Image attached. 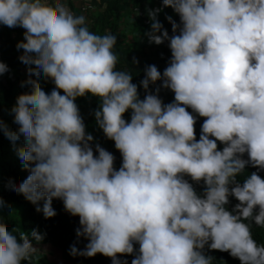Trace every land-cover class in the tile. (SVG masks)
<instances>
[{"label":"clouds","instance_id":"1","mask_svg":"<svg viewBox=\"0 0 264 264\" xmlns=\"http://www.w3.org/2000/svg\"><path fill=\"white\" fill-rule=\"evenodd\" d=\"M162 5L179 17H165L172 34L157 7L148 9L150 29L143 35L156 45L167 41L171 56L162 72L146 65L137 84L117 68L118 36L90 30L87 0L80 13L68 0H0V24L24 29L16 48L23 49L19 60L28 77L22 86L29 88L10 109L15 130L0 121L29 173L7 187L45 218L57 215L53 199L79 217L75 233L87 243L71 245L72 256L99 253L111 264H128L126 254H133L131 264H214L208 250H219L240 264H264V243L252 234L253 224L264 227L258 174L264 171V0ZM8 71L0 61V75ZM42 81L54 87L45 91ZM162 88L174 93L171 102L161 98ZM89 94L98 98L96 125L122 157L119 168L86 130L76 100ZM198 117L204 119L197 139ZM233 197L238 203L230 208ZM0 211L13 209L0 198ZM45 236L38 228L18 233L0 223V264H33Z\"/></svg>","mask_w":264,"mask_h":264},{"label":"trees","instance_id":"2","mask_svg":"<svg viewBox=\"0 0 264 264\" xmlns=\"http://www.w3.org/2000/svg\"><path fill=\"white\" fill-rule=\"evenodd\" d=\"M102 3L97 14H84L88 17L90 30L103 34L105 29H108L118 36L114 48L118 55L117 68L131 72L133 82L137 84L143 78V69L146 65L155 64L162 72L171 56L167 46L168 42L165 41L159 45L149 43L143 33L150 29L151 22L147 15L148 9L162 7L158 18L171 35V23L165 17L172 15L179 22V17L173 9L170 6H163L162 0H102ZM124 19L130 20L132 23V43L130 44L124 43L121 39V22ZM16 44L10 33V27L5 25L1 27L0 61L8 65L9 71L0 75V121H3L12 130H15L17 126L13 122V114L10 109L14 105L16 97L29 90L27 84L22 86V82L27 80L28 73L26 65L19 60L23 49L18 50ZM133 58L138 60L137 64H132ZM159 83L157 82V84ZM42 87L45 91H50L54 84L51 81H42ZM154 87V85H150V89H154ZM139 91L141 98H143L142 87L139 88ZM160 96L165 103H168L173 100L174 93L162 88ZM76 103L84 118L86 130L91 132L94 137L93 146L95 143H99L106 150L111 151L116 157L115 167L119 168L122 157L119 151L115 149L114 141L107 139L102 130L98 128L92 114L98 106V98L89 94L85 97H78ZM188 110L191 111L190 108ZM125 118H129L128 113H125ZM203 119V117H198L195 124L197 139ZM18 147L22 148V143H18ZM246 171L250 173L256 171V168L246 166ZM28 174V171L18 163L12 142L0 130V198L6 202L8 207L13 209L11 214L0 211V223L6 229L15 227L18 233L28 232L33 228H38L42 233H46L44 240L38 246V251L34 254L33 264H111L110 257L99 253L93 257L69 254L71 245L75 244L78 249H83L87 241L82 237L77 238L75 229L79 226V217L66 212L61 200L53 199L52 202L57 215L45 218L43 213L37 212L36 206L25 200L22 194L9 190L7 184L10 181L19 186ZM258 174L264 178V171ZM194 186L198 191L202 188V185ZM230 200V208L238 203L234 197ZM252 234L259 243H264V227L253 224ZM208 254L215 257L214 264H240L239 259L230 256L228 252L208 250ZM121 258L127 259L128 264H131L133 254L121 255ZM23 264H29V262L24 261Z\"/></svg>","mask_w":264,"mask_h":264},{"label":"crops","instance_id":"3","mask_svg":"<svg viewBox=\"0 0 264 264\" xmlns=\"http://www.w3.org/2000/svg\"><path fill=\"white\" fill-rule=\"evenodd\" d=\"M70 8L79 13L82 11L81 5L85 3V0H68ZM87 3L91 4L92 7L88 8L84 13L97 14L99 8L102 6V0H87ZM4 25L0 24V28ZM24 29L21 27H10V33L12 34L13 40L17 43L20 40H23Z\"/></svg>","mask_w":264,"mask_h":264},{"label":"rangeland","instance_id":"4","mask_svg":"<svg viewBox=\"0 0 264 264\" xmlns=\"http://www.w3.org/2000/svg\"><path fill=\"white\" fill-rule=\"evenodd\" d=\"M121 33L122 37L121 39L123 40L124 43L130 44L132 43V34H131V27L132 23L130 20L124 19L121 22ZM111 152V151H110Z\"/></svg>","mask_w":264,"mask_h":264}]
</instances>
